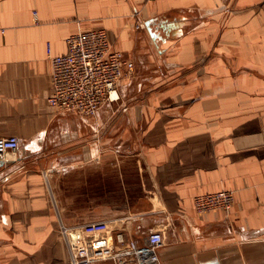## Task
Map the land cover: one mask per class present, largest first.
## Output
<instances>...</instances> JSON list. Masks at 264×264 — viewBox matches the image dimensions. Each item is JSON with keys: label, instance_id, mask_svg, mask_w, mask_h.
<instances>
[{"label": "crops", "instance_id": "0c3cea01", "mask_svg": "<svg viewBox=\"0 0 264 264\" xmlns=\"http://www.w3.org/2000/svg\"><path fill=\"white\" fill-rule=\"evenodd\" d=\"M81 29L135 67L94 118L47 101L46 46L65 55ZM127 93L129 116L108 120ZM123 120L143 124L151 183L132 237L161 232V264H264V0H0V138L19 142L0 163V264H70L53 201L65 224L113 205L110 158L123 153L105 139ZM219 190L231 214L198 215L195 197Z\"/></svg>", "mask_w": 264, "mask_h": 264}, {"label": "built area", "instance_id": "2783aa9c", "mask_svg": "<svg viewBox=\"0 0 264 264\" xmlns=\"http://www.w3.org/2000/svg\"><path fill=\"white\" fill-rule=\"evenodd\" d=\"M66 41L68 52L65 55H55L51 46H46L52 66V92L48 104L64 114L94 118L102 107L120 101L119 87L133 75L134 64L112 49L104 31L81 29L69 35ZM18 147L15 136L0 138V163L9 154H15ZM233 203L231 192L220 191L196 199L195 206L199 213L221 210L229 214ZM103 228L104 224H92L69 230L61 225L70 264H99L106 260H112L113 264H161L158 255L164 246L161 232L153 231L138 243L131 230L115 226L120 232L116 233L114 244L111 233L100 243L91 241Z\"/></svg>", "mask_w": 264, "mask_h": 264}, {"label": "rangeland", "instance_id": "374dc122", "mask_svg": "<svg viewBox=\"0 0 264 264\" xmlns=\"http://www.w3.org/2000/svg\"><path fill=\"white\" fill-rule=\"evenodd\" d=\"M142 87L143 86L140 85L136 89V92L135 93L133 92L132 94L138 95V97L143 100L144 89ZM127 94L128 96L131 97H127L129 98V100L125 98L126 105H123L121 102L119 103V105L113 106L111 109L107 110L106 117L108 120H113V118L115 117L127 118L129 116L127 112L128 110L126 108L127 105L130 104V102H134L135 97L132 96L130 93ZM108 123H109V126L107 127L108 133L105 139L107 140L106 141L107 146L105 148L108 150V152H112L115 149H120L118 151H121L123 153L121 157L118 156V157L110 158L109 169L111 173V184L112 181L115 180L116 183L114 184L119 185L114 188L112 187L111 190V199L113 205L111 207H104L105 210H103L102 207L96 208L95 213L98 217L96 221L77 223V224L76 223L65 224L66 222L62 218L63 216L62 215L60 216V214L58 213V208L56 209L55 202L52 199L55 208L54 212L58 217L57 224H58L59 235L63 240L64 238L61 231V225H63L65 228L70 230V229H78V228L80 229L92 224L94 225L104 224L105 228H103V230H100L98 234H95L91 239V241L100 243L101 241L107 240V234L111 233L113 235V239H111V241L114 244L115 235L116 233L120 232L115 230V226H119L120 229H125L130 231L131 229L129 227L132 223L131 220L134 219L135 217H138L139 214L150 205V198H149L150 193H148L151 190V183L149 180L150 173H149V169L147 168L143 152L138 150V146L140 142L139 137L143 124H141L140 122L131 123L129 122V120H123L121 122V125L115 127L114 124H112L113 121ZM116 128L119 130V134L117 133V135H116ZM121 134H123V137L126 138L127 140L117 144L121 140L118 139ZM135 138H137L138 140ZM132 148L137 150L133 152ZM117 167H119L121 170L118 169ZM220 191H227V190H219V192ZM219 192L205 193L204 195L216 194ZM204 195H197L193 201L194 211L198 215H204L210 212L217 211L214 210L204 213L197 212L195 206L196 199L203 197ZM51 196L53 197L52 194ZM63 212L64 215H67L69 217L73 216L75 213V211H73L72 208L64 210ZM224 214L226 217L229 216L231 214V209L229 214L226 213ZM154 232H158V231H154ZM109 262L111 264L114 263L112 260L111 261L106 260V261H101L99 264L109 263Z\"/></svg>", "mask_w": 264, "mask_h": 264}, {"label": "water", "instance_id": "95a60500", "mask_svg": "<svg viewBox=\"0 0 264 264\" xmlns=\"http://www.w3.org/2000/svg\"><path fill=\"white\" fill-rule=\"evenodd\" d=\"M0 166H1V164H0Z\"/></svg>", "mask_w": 264, "mask_h": 264}]
</instances>
